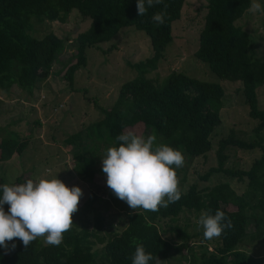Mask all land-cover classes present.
I'll use <instances>...</instances> for the list:
<instances>
[{
  "label": "trees",
  "instance_id": "trees-1",
  "mask_svg": "<svg viewBox=\"0 0 264 264\" xmlns=\"http://www.w3.org/2000/svg\"><path fill=\"white\" fill-rule=\"evenodd\" d=\"M184 1L164 0L168 5L167 16L164 24L157 25L151 17L163 11L164 4L151 7L145 15L139 16L137 0H0V92L9 93L12 85H16L32 95L36 82L50 75L53 61L65 47L66 35L52 30L39 37L33 35L30 31L33 17L65 22L72 9H77L81 17L90 18L88 27L75 35L72 58L62 61L63 75L72 89H77L75 70L87 62V48H102L99 43L111 39L122 26L134 25L148 36L152 52L130 64L137 74L120 84L111 104L98 106L101 117L85 125L80 133H66L63 141L72 152L73 170L92 181L97 171L103 172L102 166L97 165L99 149L106 153L109 147H119L122 142L116 137L127 131L138 135L137 124L142 125L145 138L156 136L157 145L180 150L188 158L206 155L212 148L211 133L221 122L224 95L221 83L178 70H171L162 81L146 76L158 66L164 49L172 40V22L180 17ZM250 4L251 0H207L194 50L195 56L206 62L219 78L240 81L239 90L248 106V114L256 119L253 126L256 137H239L230 128L217 139L216 164L202 177L207 179L212 173L222 172L230 179L244 182V189L237 191L229 180L201 187L192 183L180 189L179 201L158 212L142 209L137 212L111 190L106 196L93 193L73 214L72 227L63 234L59 246L47 245L38 237L25 248L22 241L14 239V250H11L12 242L9 250L0 248V264H132L137 243H142L146 253L154 258L166 257L171 255L173 247L165 254L168 238L162 230L172 232L176 243L182 242L186 248V252H182L183 248L173 249L187 261L180 264H264V257L252 260L247 250L240 247L246 236L253 240L264 236V106L259 104L257 93L264 85V53L259 56L251 53L250 34L236 23ZM27 143L26 138L1 139L0 161L9 159L14 152L20 154ZM230 147L257 148L260 154L246 168L229 166L225 162ZM5 183L14 182L0 177V185ZM95 199L97 206L92 204ZM8 207L4 205L7 211ZM113 207L126 209L130 217L120 230L104 221L103 212ZM217 209L225 212L233 227L225 229L213 242L212 250L200 243L202 250L198 252L189 243L203 241L202 231L190 232L187 230L189 222L180 225L175 221L185 210H194L198 215L210 210L214 215ZM88 211H93L92 226L86 216ZM161 218H168L174 224L161 228L158 224ZM156 261L153 259L149 264Z\"/></svg>",
  "mask_w": 264,
  "mask_h": 264
},
{
  "label": "rangeland",
  "instance_id": "rangeland-1",
  "mask_svg": "<svg viewBox=\"0 0 264 264\" xmlns=\"http://www.w3.org/2000/svg\"><path fill=\"white\" fill-rule=\"evenodd\" d=\"M259 2L264 5V0ZM206 3L207 0L184 1L180 17L172 22V40L164 49V55L159 60L158 66L148 71L146 76L162 81L171 70H178L221 83L224 87L220 111L221 122L211 133L212 148L206 155L190 158L185 156L183 167L176 169V173L180 189H186L192 183L201 187L219 180H229L237 191H241L245 187L244 182H239L235 178L230 179L222 172L212 173L207 179L202 177L211 165L216 164L214 148L217 139L228 133L230 128H233L239 137L247 139L256 137L253 130L256 119L248 114V106L239 90L240 81L219 78L206 62L198 59L194 54L204 20ZM89 22L90 18L81 17L77 9H72L65 22L33 17V26L30 30L33 35L39 37L50 30L59 35H66L65 47L53 61L50 75L36 82L32 95L23 92L16 85H12L9 93L0 92V140L13 137L26 138L28 141L20 154L14 152L9 159L0 161V177L13 181L15 184L24 183L28 179L35 180L38 177L58 178L70 188L78 186L83 192L78 209L91 198L93 193L106 196L110 189L106 184V174L103 172L97 171L92 181L75 173L71 165L72 152L64 144L63 138L66 133H80L85 125L101 117L102 112L98 106L111 104L120 84L137 74L136 69L130 64L144 59L152 52L150 40L143 30L137 29L134 25L122 26L111 39L99 43L102 48L93 46L87 48V62L75 70L74 86L77 89H72L63 75L65 66L62 61L69 60L75 49L76 33L87 28ZM236 23L250 34L251 53L256 56L262 55L264 53V14H253L247 9ZM257 93L259 104L264 106V85L257 89ZM59 103L62 106L58 107ZM135 129L138 135L147 136L141 124H137ZM227 151L229 158L225 165L245 168L251 164L254 157L260 154L257 148L251 150L230 147ZM104 154L105 152L100 148L98 166L102 165ZM92 204L97 206L98 200L95 199ZM98 210L103 212L102 208ZM200 215L194 210H185L179 214L175 223L178 222L181 225L187 221L189 222L188 231L201 230L203 234V228L197 224ZM86 216L89 219V226H92L93 211H88ZM103 216L104 221L111 222L112 227L117 230L122 229L130 219L126 209L116 207L104 211ZM138 217L142 218V216ZM158 224L161 228L167 229L174 222H170L168 218H161ZM162 234L168 238L164 248L165 254L171 247L183 248L182 252L187 251L182 242L176 243L172 232L162 230ZM42 238L45 240V237ZM216 241L217 238L197 240L190 242L189 246L200 252L202 250L200 243H204L208 250H212L213 242ZM170 242L175 244L169 246ZM96 246L99 247L100 244ZM240 247L247 250L252 260L262 258L264 257V236L256 240L246 236ZM0 248L5 250L3 247ZM173 249L170 252L171 255L159 257V264L187 262L181 259L180 253L176 254Z\"/></svg>",
  "mask_w": 264,
  "mask_h": 264
},
{
  "label": "clouds",
  "instance_id": "clouds-1",
  "mask_svg": "<svg viewBox=\"0 0 264 264\" xmlns=\"http://www.w3.org/2000/svg\"><path fill=\"white\" fill-rule=\"evenodd\" d=\"M164 4V0H137L139 16L148 9ZM167 4L164 10L152 15L157 25L165 23ZM248 11L264 14V5L252 0ZM155 135L147 138L127 131L116 137L119 147H109L102 157V171L106 174V184L112 193L127 203L129 208L158 212L181 199L179 179L176 169L185 162L180 150L168 145L155 144ZM0 247L14 250V239L22 241L25 248L38 237H45V244L59 246L63 234L73 224V214L78 211L82 189L68 187L58 178L28 179L21 184L0 185ZM8 205V211L4 205ZM197 224L203 228L204 240L219 238L233 223L225 212L217 209L215 214L204 212ZM157 260L146 253L142 243H137L132 256V264H149Z\"/></svg>",
  "mask_w": 264,
  "mask_h": 264
}]
</instances>
